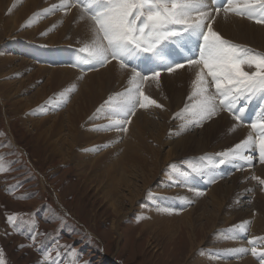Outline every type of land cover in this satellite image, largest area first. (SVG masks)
I'll return each mask as SVG.
<instances>
[{"label": "rangeland", "instance_id": "374dc122", "mask_svg": "<svg viewBox=\"0 0 264 264\" xmlns=\"http://www.w3.org/2000/svg\"><path fill=\"white\" fill-rule=\"evenodd\" d=\"M58 2H59L58 0H43L41 3H39L37 10L35 9L33 10L34 12L33 11L31 12V15L38 13L41 14L40 16H38L39 18L36 16L37 19H39L38 21H41L40 23L34 24L32 28L30 26L22 27V25H18L20 28L18 27L17 29L14 30V32H12L11 34L12 37L11 36L7 38H5L6 36L2 38L0 37L1 39L0 50L4 51L1 52L2 56L6 54V56H8L9 59H14L11 60L12 62L10 63V65L9 64L7 65L6 69L1 70V73L3 74H5L6 72V76H3L4 78L1 77L0 82L15 84L16 87H19L20 84L29 85L27 89L13 90L15 96L14 95L11 96L13 98L9 97L10 99L6 97L3 98V96H1V91H0V96H1L0 98H3L0 99V156H3L5 162L9 165L8 171L0 172V248H3L5 252L7 264H51V261H56L57 264H59L61 258L63 259V264H85V262H88V264H162V263L164 264L165 262H162L164 261V259L161 257L166 258V255H168V257H173V255L169 256V252H168V249L171 247V245L170 243H167V241L165 240L163 241L157 240L155 238V234H153L152 232L153 230L151 229L142 232L141 227H142L143 219L140 215L139 209H141L142 207L149 208V206L146 205L147 203H151V205H153L154 208V203H157V205L156 204L155 205L158 208L161 207L167 209L172 207L171 209L176 210V212H173L172 215L177 216L180 215L185 209L189 210L191 209L190 207H192L193 209L196 206L197 199L201 200L204 198L205 200L204 203L208 202L209 200L208 196L210 190H212L218 184H223L224 186H233L234 183L236 187L232 194L231 205L232 207L236 206L237 209H241L243 211L246 210L245 212L250 211V219H246L244 221L243 219L242 221H240L239 219L238 220L239 222H237L234 219L230 221V225H227L225 227H223L224 222L220 220L217 230L219 233H223L225 230L233 228V226H238L241 224V222H243L246 224L247 231L246 232L239 230L233 231L231 235L233 236V234H236L237 236L234 235L235 239H233L232 241H230L231 239L229 240L227 239L228 242L225 241L226 238L224 239V237L219 234L220 241L221 239H223L225 243H223L222 240L221 243H219L218 245H221L223 243V244H228V246H230L229 244L230 242L231 247L234 246L233 248H235L236 246V247H245L250 249L252 245L248 244L249 239L259 236L264 237V226H263L264 224L262 225V230L259 233V235H257V231L255 230V226H254L255 219L258 216V214L260 215L264 214V211H261L256 205L259 199L264 198L263 196L264 186L260 185L257 180L252 178L253 176L260 177L261 179L264 178V176L261 174V170L264 168V164L259 163L258 159L253 160L251 167L247 166L241 161H233V162L225 163L223 165H220L214 170L216 176L215 183H210L209 177L199 173L190 174L189 177L186 178L180 177L176 179L177 181H179L177 182L175 179H173L172 177L173 174L169 170V165L171 164H175L177 168L181 166L179 169H182L184 168V165H186V162L196 161L200 157H203L205 155L212 157L213 160H218L219 158L215 154H218L222 151L232 148L235 144L244 140L249 134L255 135V133L251 131L248 127L245 128L249 131V134H244L243 137L239 138L238 141H235V143L233 142L232 145L226 149H223V146L219 148L216 146L217 143L222 142V140L224 139L223 136H221L218 132L217 137H214V139L211 140L209 146V148H214V150H216L215 152H211V151L205 152L199 154L200 156L199 155L186 156L187 158L184 157L181 161H171L167 165H165L163 167V169L165 168L164 169L165 171L163 170V172L161 173V175L163 174L164 176L162 182L160 183V185H162V187L160 188L161 191L153 192V190L158 188V183H159V180H155L153 181V183L150 184L148 189H146L148 190L147 191L148 194L146 193L144 195L143 200L142 199L137 200L134 203L133 207H130L127 201L125 200L121 201V206L123 208L122 215H125V218H123L120 221L117 231L114 232L113 223L119 220L118 218L119 215H116L110 208L109 204L106 203L105 199L102 198L103 192L101 190H99L100 192L98 191L97 188L98 180L96 177V175H98V172H96V174L94 175H90V166L88 165H90L89 163H91L92 158L91 159L83 158V155L85 154L86 150H88L86 147L88 145L84 143L82 144L80 143V145H78L77 144L78 141H77L75 142V145L76 144L77 145L73 150L75 156L81 157L80 159L86 163V165L83 168L77 167L76 162L73 163L72 160L65 159L64 153L63 156H61L60 152L55 153L52 151L51 145L54 143V144H59L58 146L56 145L54 147H59L60 149H62V152H65L69 145V142L71 141V138L68 137L69 131L68 129H66L67 126L64 123L65 122L64 119H66L65 117L67 113H62L66 109L67 107L66 105L69 104V98L67 103L61 104L62 106L60 105L59 107H57L56 104H51L50 105L51 108L48 110L49 113L47 114H42L43 110L41 111V109L42 108L45 109V106L48 107L49 100H46L43 104L38 103L37 105H35L33 107L35 110L33 109L26 110L28 106L33 104L34 102L33 100H35V102L38 101L36 98L37 96L36 94L38 91L49 90V89L53 90V88H51L48 84L46 86V79H47L46 77H38L37 79L34 77L36 68L39 66H43V67L45 66L48 67L49 69L50 68L56 69L60 67L61 69L64 68L70 69L71 71L76 73L80 72L79 78L76 77L74 78V80L76 81V85L73 86L74 90L76 88H77L76 90H79L81 87L84 86L85 81L83 80H85L86 76L95 73L99 74L100 72L106 70L111 63L118 65L116 61H112L111 63H108L103 67L97 66L93 68L92 65L84 64L82 62L81 60L82 54L79 52V48H81L83 44L76 41L75 38L72 37L73 36L72 34L68 36L64 34L61 35L58 33L59 30H61V28L64 27V23H66V21L71 16L70 14H72V12L76 10L80 12L79 11L80 9L72 8L66 14H64L65 12L61 10H55L52 13L50 12L48 14H43L45 9L50 8V5L57 4ZM55 16L56 17L59 16V17L56 18ZM46 20L47 21L51 20V24L48 25L49 24L48 21L47 27H44L43 29L41 28L38 29V27H40L39 24H43L47 22ZM70 27H73V23L71 24ZM30 29H35L38 32L40 31L37 34L38 36L36 35L35 38L32 37L31 35H27L26 38L20 36V34L23 33V31L24 32L29 31ZM45 30H46L45 33L41 32ZM47 30H49V32ZM52 35L59 37L57 39L55 38L56 39L55 44L51 43L52 45L49 46L48 44L50 42L48 37ZM67 42L69 44H67ZM6 47H7V51H5ZM168 48L174 49L179 54L177 57L178 61H180L181 58H185L186 51L181 50L177 45L169 44ZM252 49L260 53L261 52L264 53V51H261L259 49L253 47ZM150 55H151L150 53H143L141 54V57L150 56ZM43 57L47 58V61H44ZM25 61L29 62L30 64L27 65ZM181 62H184V59H182ZM23 64H26L27 66L24 67ZM130 64L138 66L139 70L142 71L143 74L150 75L146 67L143 64H141L139 60H133L130 62ZM19 66H21L22 69L24 68L26 69H24V71H22L21 74L17 75L15 73L16 72L18 73ZM151 67L154 69H158L157 65L155 64L151 65ZM186 67L188 66H185L184 68ZM128 70L129 72L127 77L130 75V68ZM128 70H124V71H128ZM8 71H12V72L9 73ZM173 73H168L167 71L161 70L159 83L161 76L164 75L170 76ZM111 74L112 73H108L105 75V77H108ZM29 76L34 77L33 80H30L31 78L28 79ZM114 76L115 75L111 77L112 78L110 80L111 83H109V87H111L112 89L111 88L104 89L105 92L111 90L109 93L105 95L107 99L110 95H113L117 92H121L127 87L128 78H126L125 80L126 83L124 82L125 84L124 83L114 84L112 83L115 82L116 79V77ZM97 79L98 78L93 79L91 81L95 83ZM162 80L168 81V78L165 77ZM172 80L173 79H171V82ZM154 84H155V89L159 90V84L156 81L149 80L145 82L144 91L147 90L146 91L147 93L145 92V94L149 95L148 92L150 91L148 90V88L152 86L154 87ZM172 84L173 87L175 86L176 89H184L182 86L185 83L181 84L179 82H174ZM43 85L46 86L44 89H42ZM2 89L3 88H1L0 90ZM58 89H63V87H59ZM163 89L159 90V93L161 94V100L169 103L174 101V97L176 96L178 90H163ZM112 90L114 91L112 92ZM189 90H191V83L189 85ZM189 90H186L188 91L185 94L186 97H188L190 93ZM48 93H49L48 97L51 98L53 93L50 92ZM71 93L73 94V92ZM106 98L103 100V102L99 104L102 105L104 101L107 100ZM261 99L262 96L260 94H257L248 102L247 108L251 107L253 103L257 104V102H260ZM186 102H187V98L184 99L183 104L177 110H175L173 113L170 114V121L172 119L177 122L183 120L182 118L178 117L177 114L184 107ZM158 103L162 105L161 102ZM99 104L96 107L99 106L98 108H100L101 105ZM96 107L94 108L95 111L93 114L95 113L98 114L97 113L98 108ZM164 108L165 107L163 106L161 108H157V110L158 112L159 111L163 112ZM143 109L144 108L137 107L135 110V115L130 117V122L131 120L134 119L136 114H139L138 112L143 113V111H145L144 113L146 114H144V116L150 117L148 115H151V109L150 108L144 110ZM219 114L222 115L226 114L227 117L229 116L228 119L231 122V126L233 129H237V128L242 129L243 126L237 125L234 122L233 115L230 114L229 112L221 111L219 112ZM100 115L102 119L97 122L98 124L100 123L98 126L103 124L105 121H106L105 123L107 122L109 123L107 109H102L99 112V116ZM104 115L106 116V118ZM26 117H28V119L29 118L37 119L38 121L35 122L36 120L35 121L32 120L33 123L32 121L26 122L25 121ZM44 117H47L46 119L48 120H46L45 123L41 124L39 128L33 125L35 123H38L39 121L41 122V120ZM217 118L218 115L216 117H213L211 120H207L203 122L201 126H190L187 129V133L185 135H191V136L195 135V137L199 136L200 134L199 132L205 126L209 125V123L215 121ZM60 123H61V127H60ZM244 123L245 126H248L247 124H250V121ZM143 124L144 123H139L137 125L139 127V130ZM50 127L51 129L49 131H46V129H49ZM58 130H61V132L59 131V133H57ZM116 131L117 130H111V133L114 134L113 132ZM223 131L224 130H221V132ZM172 134L174 133L169 131L168 135H172ZM57 138L58 140L63 139V141L61 140L58 141ZM123 139L122 141H120L121 143L123 142ZM128 141H129V147L131 145L130 142L136 145L134 141L132 142V140L130 139H128ZM148 144L147 146L151 145L149 142ZM65 145L67 147H65ZM103 145H107V144H103ZM103 145L99 147L102 149ZM166 149L168 150V148L161 150L163 152V155H165L167 151ZM253 155L256 156L257 153L254 152ZM177 162L179 163V165ZM233 177L235 180L233 179ZM182 178L185 180L186 184L189 181L193 180L192 181L193 186L187 187ZM165 182H168L169 185H166ZM135 184H137L138 186L141 185L139 181L135 182ZM179 188L180 189L182 188V190H180ZM188 188L189 191H187ZM190 189H195V190L197 189V191H199L201 195L197 196L195 192L190 191ZM178 191L180 194L178 193ZM119 194L124 195L125 192L123 193L122 191H120ZM173 194L175 195L173 196ZM187 194H189L190 196L191 195L195 197L197 196V199L195 197L192 196L190 197L188 195L191 198L190 199L187 196ZM153 195H155L157 202L154 201L155 199ZM148 196H150L151 199L153 198L151 202H147L149 201L147 200V198H149ZM176 196L180 198L187 197V199L191 200L192 203H186L185 200H181ZM171 198L172 201L170 200ZM176 199L177 201H175ZM241 202H243L245 206L242 205ZM165 204L167 205L166 207ZM173 206H176L177 208ZM208 209H209L208 211L211 210L210 207ZM160 210L161 209H159V211ZM252 211L253 213H251ZM10 214H15L18 217L23 218V220L25 221L28 220L34 221L35 228L32 229L27 224H19V227L13 228L7 222V216ZM251 215L253 217H251ZM233 221H235L236 223ZM249 230H251V232H249ZM54 238L57 240V243H53ZM237 240L239 242H237ZM181 241L182 243L180 242V246H186L187 243L183 240V238ZM240 241H242L243 244ZM22 245L23 247H21ZM228 246L226 247L225 245H223L222 248H215L216 253L220 254L219 255L220 258H222L223 260L226 258L224 261H228V262L232 261V263L238 264L241 263L242 261H245V259L247 260L248 257L255 264H259L258 258L253 257L250 251L243 254L246 257L241 256V254L236 255L237 260H238V256H240L239 257L240 262L239 260L236 261L235 255L229 254L227 251H226L227 253L225 252V250H228L229 248L232 249L231 247ZM256 246L258 248L264 247V240H258ZM69 249L73 250L77 254L78 259L72 255ZM215 251L211 250V253L212 252L215 253ZM57 252L60 253L59 257L57 256ZM65 253H68V255L65 256L64 255ZM186 256L187 255L185 253L182 254L181 264L185 263ZM192 263L193 261H189V264Z\"/></svg>", "mask_w": 264, "mask_h": 264}, {"label": "bare ground", "instance_id": "6f19581e", "mask_svg": "<svg viewBox=\"0 0 264 264\" xmlns=\"http://www.w3.org/2000/svg\"><path fill=\"white\" fill-rule=\"evenodd\" d=\"M42 1L43 0H26V1L25 0H0V37L1 38L5 37V36H6L5 38L10 37L12 32H14V30L19 27L18 25H22V27L30 26L32 28L34 26V24L40 23L41 21H38L39 19H37V17L35 15H31V12L35 9L37 10L39 3H41ZM45 6H46V3H45ZM70 15L71 16L69 17V19L66 21V23H64V27L61 28V30H59L58 33L61 35L64 34V35H68V36H70V34H72L73 35L72 37L75 38L76 41L84 44L85 42H87L90 39V35H91L88 31V28H87L88 22L86 20L81 21L79 19L80 12H78L77 10L73 11L72 14H70ZM59 16H57V17H59ZM30 20H31V23H29ZM48 21L43 23V24H39L40 27H38V29L39 28L43 29L44 27H47ZM54 21H56V20H54ZM72 23H73V27H70ZM50 24H51V20L49 21L48 25H50ZM213 27H214V30L221 33L224 38L230 39V41H232L234 43L250 47L251 49L253 47V48L259 49L261 51H264V25L256 24L253 21H250V20L242 18V17H237L235 15H229L227 18H225L223 12H221V14L219 16H217L216 22L214 23ZM47 31L49 32V30H47ZM39 32L35 29H30L29 31H25V32L23 31V33H21L20 36L26 38L27 35H31L32 37L35 38ZM41 32L45 33L46 30L41 31ZM58 37L59 36H55V35L48 37L49 42H50L48 45L51 46L52 45L51 43L55 44V42H56L55 40ZM5 40H7V39H5ZM44 42H46V41H44ZM44 42H42V43H44ZM0 43H1V41H0ZM67 44H69V43L67 42ZM39 45H40V42H39ZM19 48H21V47H19ZM5 51H7V47H6ZM1 52H4V51L0 50V63H1L0 64V78L3 76H6V72H5V74H3V73H1V70L6 69L7 65L8 64L10 65V63L12 62L11 60H14V59H9V57L6 56V54H4V53H3L4 55L2 56ZM186 55H191V53L185 52V56ZM43 59H44V61H47V58L43 57ZM182 59H184V58H181L180 61H178V62H181ZM40 62H42V61H40ZM25 63L27 65L30 64L29 62H26V61H25ZM26 64H23V66L24 67L27 66ZM111 64L106 70L100 72L99 74L95 73V74L86 76L85 80H83V81H85L84 86L82 85L83 87H81L79 90H76L77 89L76 88L75 90L71 91V92H73V94L71 92L67 93V102H68V98H69V104L66 105L67 107L64 110V112H62V111L61 112L67 113L66 117L64 116L66 118V119H64V121H65L64 123L67 126L66 129H68V131H69L68 137L71 138V141L69 142L68 147L65 145V147H67L65 152H62V149H60L59 147H54L56 145L58 146L59 144L53 143L51 145V147H52L53 152H55V153L60 152L61 156H63V153H64L65 159L72 160L73 163L74 162L77 163V167L83 168L86 165V163L80 159L81 157L75 156V154L73 153V150L77 144L80 145V143L81 144L84 143V144L88 145V146L85 145L88 150H86V152L84 151L85 154L83 155V158H86V159L92 158L91 163H89L90 165H88V166H90V175H94V174H96V172H98V175H96L97 180H98L97 181L98 191L101 190L103 192L102 198H104L106 203L109 204L112 211L116 215H119V217H118L119 220L117 222L113 223V229L115 232L118 229L120 221L123 218H125V215H122L123 208L121 206V201L125 200L128 202V205L130 207H133L134 203L137 200H139V199L143 200L144 195L146 193L148 194V192H147L148 190H146V189H148L150 184L153 183V181H155V180H159V183H158L157 189H155V188H154L155 190L152 189L153 192L154 191H156V192L161 191L160 188L162 187V185H160V183L162 182V179L164 177L163 174L161 175V173L165 169V168L163 169V167L165 165H167L171 161H181L186 156H190V155L197 156L199 154L209 152V151L215 152L216 150H214V148H209V146H210L211 140H213L214 137H217L218 132L221 136H223L224 139L220 138L223 140H222V142L217 143L216 146L218 148L223 146V149H226L229 146H231L233 142L235 143V141H238L239 138L243 137L244 134H249V131L246 129L248 126H245L244 122L238 123L235 121V119H234V122L237 125H241L243 127H242V129H240V128L233 129L231 126V122L228 119L229 116L228 117L226 116V114H227L226 112H225L226 113L225 115L224 114L223 115L218 114V118L215 121H212L211 123H209V125L206 124L207 126H205L199 132L200 133L199 136H196V137H195V135H192V136L191 135H185L187 133V130H181L180 125L183 124V122H184L183 120L180 122H177V121H174L172 119L170 121V114L173 113L175 110H177L183 104L184 99L187 98L185 94L188 91H186V90H189L190 83L192 82V80L195 79L196 69L189 68V67L178 69L179 71L177 70V72H174L170 76H168V75L167 76H165V75L161 76L160 83H158L159 84V90H161L163 88H164L163 90H178L176 96L174 97V101H172L171 103L161 100V94L159 93V90L155 89V84H154V87L152 86V87L148 88V90L150 91V92H148L149 96L151 98L157 100L158 102H161L162 105L165 107L163 112H160V111L158 112V110L155 106L150 107L151 115H148L150 117L144 116V114H146V113H144L145 111H143V113L138 112L139 114H136L134 119L131 120L130 123H128L127 131L125 133L123 131H118V130L116 132H113L114 134L111 133V130H109V131H98V130H96L97 128H99L100 126L106 125L108 123V122L105 123L106 121L105 122L103 121L104 123L101 124L100 126H98L100 123L98 124L97 122L102 119V117H101L102 114L100 116H99V113L93 114L95 111L94 108L99 103L103 102V100L106 98L105 95L111 91V90H108V91L106 90L107 92H105L104 89L111 88V87H109V83H111L110 80L112 79L111 77L113 75H115L114 77H116L115 82H112L114 84L124 83L126 78H128L127 75H128L129 70L124 71V70L119 68V65H116L114 63L112 65ZM18 69H19L18 73L17 72L15 73L17 75L21 74V72L24 71V69H26V68L22 69L21 66H19ZM245 70H250V69L246 68ZM8 72L10 73L12 71H8ZM108 73H112L113 75L111 74L108 77H105V75ZM79 74H80V72L76 73V72L71 71L70 69H65V68L61 69L60 67L56 68V69H51V68L49 69L48 67H45V66L44 67L43 66L37 67L36 72L34 73V77L36 79L38 77H46L47 78L46 79V86L48 84L51 88H53V90L49 89V90L38 91L36 94L37 95L36 98L38 101L35 102V100H33L35 103L33 102V104H31V105L29 104L30 106H28L26 108V110H31V109L35 110L33 108L35 105H37L38 103L43 104L46 100H49L50 98L48 97V94H49L48 92L53 93L51 98L56 97V99L59 100L60 99L59 93L64 92L65 90H67V88L68 89L73 88V86L76 85V81L74 80V78L75 77L79 78ZM176 74H178V75H176ZM34 77L29 76L28 79L31 78L30 80H33ZM165 77L168 78V81L162 80ZM96 78H98V79L96 80L95 83L93 81H91V80L96 79ZM171 79H173L172 82H171ZM30 80H29V82H30ZM80 80H81V78H80ZM4 82H6V81H4ZM163 82H166V83H163ZM174 82H179L181 84L185 83L182 86L184 89H176L175 86L173 87L172 83H174ZM28 86L29 85H26V84H24V85L20 84L19 87H16L15 84L7 83V82L6 83L0 82V89L1 88L4 89V90L3 89L0 90L1 96H3V98L4 97L13 98V97H11L13 95L15 96L13 90L27 89ZM46 86L43 85L42 89H44ZM59 87H63V89H58ZM113 91L114 90H112V92ZM189 91L191 92V90H189ZM3 98H0V99H3ZM9 99H8V101H9ZM14 104H16V103H14ZM53 104H56V103L53 102ZM99 105H101V104H99ZM98 107H96V108H98ZM50 108H51L50 105H48V107L45 106V109L42 108L41 109V111L43 110L42 114L49 113L48 110ZM54 109H55V107H54ZM34 113H35V111H34ZM63 115H65V114H63ZM28 117H30V116H28ZM28 117H26V119H25L26 122H31L32 120H34V121L36 120L35 122L38 121L37 119H30V118L28 119ZM46 118L47 117H44L41 120V122L39 121L40 123L38 122V123H35L33 125L35 127L39 128L41 124L45 123V121L48 120ZM105 118H106V116H105ZM32 123H33V121H32ZM139 123H144L142 125V127L140 128V130H139V127L137 126ZM60 127H61V123H60ZM50 129H51V127L49 129H46V131H49ZM221 130H224V131L221 132ZM59 131L61 132V130H58L57 133H59ZM169 131L173 132L174 134L168 135ZM123 136H124V139H123ZM127 138L132 140V142L134 141L136 143V145H134L133 143L130 142L131 145L129 147V141ZM122 139H123V142L121 143L120 141H122ZM57 140H58V138H57ZM60 140H58V141H60ZM61 141H63V139ZM75 142H77L76 145H75ZM148 142L151 144L150 146H147ZM55 143H56V141H55ZM103 144H107L108 146L102 147V149H101L99 146H101ZM97 148L99 150H94ZM107 148H109V149H107ZM165 148H168V150L166 149L167 151H166L165 155H163V152L161 150L165 149ZM178 165H179V163H178ZM184 167H185V165H184ZM164 173H166V172H164ZM261 174L264 176V168L261 170ZM193 176H195V175H193ZM195 177H197V176H195ZM201 177H202V175H201ZM233 179H234V177H233ZM138 181L141 183V185H139V186L137 184H135V182H138ZM192 181L193 180L189 181L186 184L185 180H184V183L187 187L188 186L192 187L193 186ZM177 182H179V181H177ZM194 182H195V180H194ZM165 183H166V185H169L168 182H165ZM235 187H236L235 183L233 186H224L223 184H218L216 187H214L212 190H210L209 196L206 194L208 196L209 200H208V202H205V203H204V201H205L204 198L199 200V199H197V196L195 197V196L191 195L192 197H195L197 199L196 200V206L193 209H192V207H190L191 209H189V210H186L184 208L185 210L183 209L184 211L180 215L175 214L177 216L172 215V213L176 212V210L173 212H168V211H166V208H161V207L158 208L156 206L157 203H154V208H153V205H151V203H147L146 205H148L149 208L142 207L141 209H139L140 215L143 219L142 227H141L142 232L151 229V230H153L152 232H153V234H155V238L157 240H162V241L165 240V241H167V243H170V245H171V247L168 249V252H169V256L173 255V257H168V255H166V258L161 257L164 259V261H162V262H165L164 264H181L182 263L181 262V256L183 253H185L187 255L185 258L184 264H189V261H193L192 264H236V263H232V261L231 262L224 261L226 258L223 260L222 258L219 257L220 254L216 253V251H215L216 250L215 248H222L223 245H225L226 247L228 246V244H223V243H225L223 239H221V241L223 240V243L221 245H218L219 243H221V241L219 239L220 235H219V232L217 230L218 229L217 227L219 226L218 224H219L220 220H222L224 222L223 227H225L227 225H230V221L234 220V219L237 222H239L238 221L239 219H240V221H242V219H243V221L246 219H250V211L245 212L246 211L245 209H244L245 211H243L241 209H237L236 206L232 207V205H231V198H232V194L234 192ZM180 190H182V188ZM120 191H122L123 193L125 192V194L124 195L119 194ZM162 191H164V190H162ZM187 191H189V188ZM149 193H150V191H149ZM170 193H172V192H170ZM178 193H179V191H178ZM188 193H190V192H188ZM157 195H158V193H157ZM174 195L175 194H173V196ZM188 195L189 194H187V196ZM173 196H172V198H173ZM258 196H260V195H258ZM148 197L149 198H147V200H149V201H147V202H151V200L153 198L151 199L150 196H148ZM153 197L155 199L154 201H156L155 195H153ZM176 197L180 198L178 196H176ZM172 198L170 199L171 201H172ZM255 198H256V196H255ZM163 199H164V196H163ZM263 199H259L257 201V203L255 202L257 207L261 211H264V200ZM175 201H177V199ZM185 202L187 203V201H185ZM241 203H242V205L245 206V204H243V202H241ZM169 204H168V206H169ZM208 204H209V206H208ZM166 206L167 205L165 204V207ZM173 207H176V206H173ZM209 207L211 209L210 211H208ZM171 208H167V209H171ZM159 209H161V210L159 211ZM130 211H133V210H130ZM251 213H253V211ZM251 217H253V216L251 215ZM263 221H264V214H262V215L258 214V216L255 219V223H254L255 230L257 231V235H259V233L262 230V225L264 224ZM233 222H235V221H233ZM251 224H253V223H251ZM249 232H251V230H249ZM213 233H214V235H213ZM207 235H209V236H207ZM234 235H236V234H233V237H235ZM182 238L187 243L186 246H180V242L182 243V241H181ZM232 240L233 239H231L230 241H232ZM225 241H227V239ZM242 241H240V242L243 244ZM237 242H239V241L237 240ZM229 244H230V246H228V247H231L230 242H229ZM232 244H233V242H232ZM233 247H231V248H233ZM235 248H236V246H235ZM211 250H214L216 254L214 252L211 253ZM226 251L227 250H225V252ZM241 256H245V255L241 254ZM239 257L240 256H238V260H239ZM169 258H171V259H169ZM243 258H241V259H243ZM235 259H236V255H235ZM169 260H170V262H169ZM238 260L236 259V261H238ZM239 262H240V260H239ZM238 264H255V263L247 257V260L245 259V261H242L241 263H238Z\"/></svg>", "mask_w": 264, "mask_h": 264}, {"label": "snow or ice", "instance_id": "6c2138e0", "mask_svg": "<svg viewBox=\"0 0 264 264\" xmlns=\"http://www.w3.org/2000/svg\"><path fill=\"white\" fill-rule=\"evenodd\" d=\"M72 8L80 9L79 19L88 22L87 28L91 34L90 39L79 48L84 64L95 68L116 61L120 69L128 70L131 61L139 60L150 73L145 75L137 67H131L127 87L110 95L97 109V113L107 109L109 119L108 124L96 129L98 131L126 132V125L135 115L137 107H163L145 94V82L152 80L159 83L161 70L173 73L186 65L196 71L187 102L177 114L184 120L180 125L181 130L201 126L221 111H227L236 121L243 122L242 114L247 111L248 102L257 94L264 98V53L224 38L213 27L221 12L225 18L235 15L264 25V0H59L45 9L43 14L55 10L66 14ZM34 15L38 17L41 14ZM169 44H175L191 55H186L184 62H178L179 54L169 49ZM143 53L151 55L141 57ZM153 64L160 70L152 68ZM73 90L70 88L59 93V100L50 98L48 104L55 102L59 107L67 103V93ZM249 126L255 135L249 134L232 148L215 154L218 160L205 155L196 161L186 162L182 169L175 164L169 165L173 179L199 173L208 176L210 183H215L214 170L225 163L241 161L251 167L253 160L258 159L259 163L264 164V104L257 109ZM8 170L9 165L0 156V172ZM252 178L264 186V179ZM190 191L201 195L195 189ZM180 199L191 203L186 197ZM7 222L13 228L19 227V224L35 228L34 221H25L15 214L8 215ZM236 230L246 232V224L242 222L219 234L226 239H235L231 233ZM258 240H264V237L249 239L248 244L252 245L250 249L236 247L227 252L240 255L250 251L253 257L258 258L259 264H264V247L256 246ZM53 243H57L55 238ZM69 251L78 259L73 250ZM57 256H60L59 252ZM0 264H7L3 248H0ZM51 264L57 262L51 261ZM59 264H63L62 258Z\"/></svg>", "mask_w": 264, "mask_h": 264}]
</instances>
